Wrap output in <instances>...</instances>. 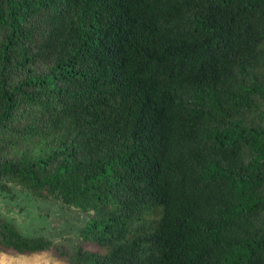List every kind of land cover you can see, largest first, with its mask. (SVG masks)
<instances>
[{
    "label": "trees",
    "instance_id": "16d2710c",
    "mask_svg": "<svg viewBox=\"0 0 264 264\" xmlns=\"http://www.w3.org/2000/svg\"><path fill=\"white\" fill-rule=\"evenodd\" d=\"M91 210L66 264H264V0H0V190Z\"/></svg>",
    "mask_w": 264,
    "mask_h": 264
},
{
    "label": "rangeland",
    "instance_id": "374dc122",
    "mask_svg": "<svg viewBox=\"0 0 264 264\" xmlns=\"http://www.w3.org/2000/svg\"><path fill=\"white\" fill-rule=\"evenodd\" d=\"M13 196L0 190V214L12 221L16 227L28 235L41 234L49 237L59 249L70 251L79 241L78 231L91 210L81 211L73 206L61 204L50 196L35 198L10 184ZM58 248L32 253L0 251V264H66Z\"/></svg>",
    "mask_w": 264,
    "mask_h": 264
}]
</instances>
